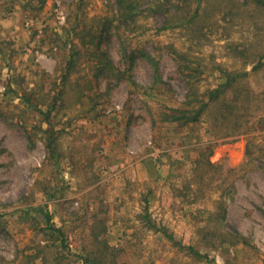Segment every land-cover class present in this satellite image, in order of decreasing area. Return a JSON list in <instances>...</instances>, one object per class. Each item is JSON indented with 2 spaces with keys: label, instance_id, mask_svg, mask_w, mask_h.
<instances>
[{
  "label": "rangeland",
  "instance_id": "374dc122",
  "mask_svg": "<svg viewBox=\"0 0 264 264\" xmlns=\"http://www.w3.org/2000/svg\"><path fill=\"white\" fill-rule=\"evenodd\" d=\"M135 1L0 0V264H264V9Z\"/></svg>",
  "mask_w": 264,
  "mask_h": 264
},
{
  "label": "trees",
  "instance_id": "16d2710c",
  "mask_svg": "<svg viewBox=\"0 0 264 264\" xmlns=\"http://www.w3.org/2000/svg\"><path fill=\"white\" fill-rule=\"evenodd\" d=\"M39 1L42 5H44L47 0H39ZM247 1L253 5H256L257 7L264 9V0H247ZM115 2H116L117 10L119 12H122L125 16H129V15L133 14V11L136 9L137 4H138V2H136L135 0H132V1L131 0H115ZM99 39L100 40L98 43L100 44L101 41L103 43L105 41L104 34H101ZM148 57H149L148 59L151 60L153 63V67L155 68L156 74H158V68H157L156 62L153 60L152 57H150V56H148ZM235 79H236L235 76L230 77V78H228V81L226 83L219 85L214 90H211L209 92L208 101L203 102L199 108L192 109V110L191 109L179 110V113L181 114V116L180 115L178 116V118H177L178 121H183V124L200 122L201 118L204 115V112L206 111L207 107L209 106V103L211 101H215V100L219 99L220 96L222 94H224L230 88L231 84L235 81ZM148 202H149V200H146V203H148ZM225 218H226V210L223 209V220ZM46 219L48 220V223H50V217L46 216ZM50 227L52 230L60 232L59 229L53 228L52 226H50ZM164 231L167 233L166 229ZM166 235L168 236V238L171 241L175 242L176 245L180 246L181 249L187 250L191 255L197 257L198 259L207 258L204 254H202L201 252L196 250L195 247L184 246L180 242H176L174 240V237L172 234L171 235L166 234Z\"/></svg>",
  "mask_w": 264,
  "mask_h": 264
}]
</instances>
